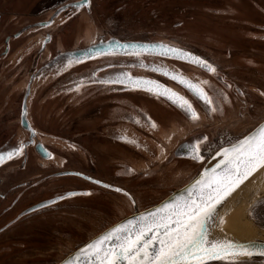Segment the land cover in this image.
<instances>
[{"label": "flooded vegetation", "instance_id": "1", "mask_svg": "<svg viewBox=\"0 0 264 264\" xmlns=\"http://www.w3.org/2000/svg\"><path fill=\"white\" fill-rule=\"evenodd\" d=\"M117 1L0 0V132L10 120L4 138L17 139L0 151L7 157L23 146L0 163V264H57L194 179L219 147L264 120V0H187L183 6L182 0H145L149 17L158 19L142 24L153 23L158 36H118L116 26L75 19L91 15L96 6L113 10ZM70 10L78 13L59 22ZM116 42L182 48L206 59L217 73L158 55L109 53ZM84 49L90 51L80 58L67 55ZM138 59L208 81L211 87H204L222 112L209 113L186 88L140 67ZM121 72L174 89L191 101L199 119L164 97L102 83ZM197 141L203 160L189 155ZM249 214L264 227V195ZM248 261L264 264L260 257Z\"/></svg>", "mask_w": 264, "mask_h": 264}, {"label": "snow or ice", "instance_id": "2", "mask_svg": "<svg viewBox=\"0 0 264 264\" xmlns=\"http://www.w3.org/2000/svg\"><path fill=\"white\" fill-rule=\"evenodd\" d=\"M83 6L77 5L78 8ZM118 50L137 58L147 54L182 60L210 73H217L216 67L206 59L162 42L146 44L116 42L115 45L109 44L107 49L111 54H116ZM71 63L72 60H69V64ZM138 63L140 67L149 68L182 85L203 102L209 113L222 112V104H217L216 98L204 87L209 85L208 81H193L182 72L170 70L163 64H147L143 59H138ZM102 83H118L131 90L146 91L156 97H164L190 119H199V114L187 97L159 80L134 77L131 73L121 72L114 79L104 80ZM219 98L221 101L227 100L226 93L221 90ZM148 122L151 127H157L150 118ZM121 138L128 140L127 137ZM204 139L207 140V137ZM128 142L138 143L131 140ZM21 148H18L16 153H8L7 157L0 155V163H3L5 158L10 159L12 155L18 154ZM189 155L194 160L204 159L199 141L192 145ZM215 155L221 157L219 162L212 168H206L198 178L186 186V196L161 203L152 210L107 229L79 249L72 259H66L63 264H205L208 260L235 261L241 256L251 255L252 250L242 243L212 237L211 229L214 225L222 227L224 223L223 218L216 221L218 206H222L228 196L254 173L264 168V124L228 147H219ZM259 251L264 255V244ZM81 257H84L83 261Z\"/></svg>", "mask_w": 264, "mask_h": 264}, {"label": "water", "instance_id": "3", "mask_svg": "<svg viewBox=\"0 0 264 264\" xmlns=\"http://www.w3.org/2000/svg\"><path fill=\"white\" fill-rule=\"evenodd\" d=\"M122 43V42H120ZM125 43H135V42H125ZM140 44H146L142 42H136ZM90 49L84 51H75L71 52L67 55L71 58H80L83 54L89 52ZM24 124H27V121L24 120ZM264 124V120L257 124L252 130L248 131V134L253 132V130L257 129L259 125ZM244 135V136H246ZM243 136V137H244ZM241 137L240 139H242ZM238 141V140H237ZM236 141V142H237ZM235 143V142H234ZM229 145H226L225 147H228ZM5 152L0 151V155H4ZM221 157L216 156L215 154L209 161L205 164V166L201 169L200 172H198V175L194 178H198V176L204 172L206 168H212L214 167ZM192 179L185 185L180 186L178 189H174L168 192V196L162 199L160 202L153 204L145 209L143 211H138L134 212L128 216H125L121 220L117 221L115 224L112 226L108 227L107 229L125 222L126 220L133 219L136 216H139L141 213L152 210L156 207H158L161 203H164L166 201H173L177 197H183L187 195L186 192V186L190 185L191 182L194 181ZM262 195H264V168L258 170L252 177H250L247 181H245L244 184H242L237 190H235L230 196L226 198V200L223 202L222 206H218V212L216 216V221L218 222L220 218H223V225L222 227H215L211 229V236L217 239H230L239 243L244 244L246 247L252 250V254L249 256H241L235 261L231 260H222V259H215V260H208L205 262V264H209L211 262H241V261H248L251 260L252 258H264V255L260 254V247L262 244H264V227H260L256 225L255 223L251 222L252 224L247 225L246 231L241 232L239 227L232 226V219L235 216H240L242 214H247L249 213V208L258 200V198H261ZM106 229V230H107ZM104 230L103 232H105ZM101 232L100 234H102ZM100 234L96 235L92 239H89L88 241H85V243L79 248L82 249L87 243H89L91 240L99 236ZM75 250L63 257L62 259L59 260L57 264H63V262L66 259H72L73 256L77 253L79 250ZM81 261L84 260V257L80 258Z\"/></svg>", "mask_w": 264, "mask_h": 264}, {"label": "rangeland", "instance_id": "4", "mask_svg": "<svg viewBox=\"0 0 264 264\" xmlns=\"http://www.w3.org/2000/svg\"><path fill=\"white\" fill-rule=\"evenodd\" d=\"M144 1L145 0H118L117 4L113 10H105L102 9L99 6L94 7L92 10V14L88 15L87 13H84L81 16H76V18H79V20H99L102 22L104 25L107 27L110 26H116V33L118 36H128V35H145V36H153V35H161L160 30L158 27H155L153 23H151V27L145 26L142 23L144 21H147L148 19H151V21H156L158 19L157 17H149V10H145L143 7L144 6ZM157 2V0H151ZM150 1V2H151ZM187 0H182L180 4L186 5ZM191 1V0H188ZM192 3H194V0H192ZM212 3V2H211ZM98 5V4H97ZM181 6V5H180ZM78 13L77 10H70V12L67 15H64L60 21L70 19L73 14L76 15ZM199 14V13H198ZM200 15V14H199ZM213 20V19H212ZM76 23V20H74ZM216 21V20H213ZM90 23V22H89ZM92 23V22H91ZM95 24V23H92ZM128 24V25H127ZM221 25V24H219ZM112 29V28H111ZM111 31L110 29H107ZM84 32H87L86 28L84 27L83 29ZM82 31V32H83ZM83 32V33H84ZM83 35V34H82ZM2 36V33L0 32V37ZM70 36L69 38H71ZM72 41V38H71ZM8 120V124H5V130L0 132V150L1 149H6V148H11L15 145V141H17L16 138L12 137L8 141H6L4 138L5 136H8L9 132L11 129H9L10 124ZM5 141L4 145H1ZM249 220L253 222L250 214L248 213ZM255 223V222H253ZM224 264H232L230 262H225ZM236 264V263H235ZM238 264V263H237ZM239 264H256L255 262L252 261H245L243 263Z\"/></svg>", "mask_w": 264, "mask_h": 264}, {"label": "bare ground", "instance_id": "5", "mask_svg": "<svg viewBox=\"0 0 264 264\" xmlns=\"http://www.w3.org/2000/svg\"><path fill=\"white\" fill-rule=\"evenodd\" d=\"M252 224L251 222H249V217L247 216V214H242L240 216H235L232 219V226H234V228L237 226L239 227L241 232H245L247 225Z\"/></svg>", "mask_w": 264, "mask_h": 264}]
</instances>
